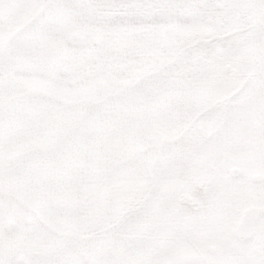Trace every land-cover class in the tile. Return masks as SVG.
I'll return each instance as SVG.
<instances>
[{"label":"snow or ice","instance_id":"obj_1","mask_svg":"<svg viewBox=\"0 0 264 264\" xmlns=\"http://www.w3.org/2000/svg\"><path fill=\"white\" fill-rule=\"evenodd\" d=\"M0 264H264V0H0Z\"/></svg>","mask_w":264,"mask_h":264}]
</instances>
